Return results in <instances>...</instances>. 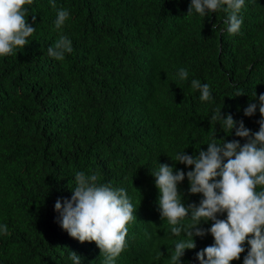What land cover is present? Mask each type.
I'll return each instance as SVG.
<instances>
[{"label": "trees", "instance_id": "obj_1", "mask_svg": "<svg viewBox=\"0 0 264 264\" xmlns=\"http://www.w3.org/2000/svg\"><path fill=\"white\" fill-rule=\"evenodd\" d=\"M190 3L25 5L28 23L36 16V31L24 48L0 56V226L8 229L0 232V264H73L70 252L81 264L103 257L94 242L71 238L54 210L58 198L71 197L78 171L124 188L137 209L127 247L114 264H172L175 244L184 236L172 235V226L161 219L152 174L165 163L192 170L173 162L176 154L206 151L214 131L216 139H240L235 129L229 133L212 120L219 109L257 132L258 108L251 117L243 112L249 100L256 102L254 92L257 98L264 93V0H245L234 37H218L229 12L187 15ZM60 9L68 10L69 19L56 29ZM61 35L73 51L57 61L47 49ZM181 68L189 73L186 80L178 75ZM193 79L209 84L211 101L200 100ZM178 187L186 206L203 198L188 195L187 179ZM200 226L208 229L211 221ZM193 239L196 247L185 251L181 264H198L196 253L214 243L210 234ZM244 247L230 264H243Z\"/></svg>", "mask_w": 264, "mask_h": 264}, {"label": "clouds", "instance_id": "obj_2", "mask_svg": "<svg viewBox=\"0 0 264 264\" xmlns=\"http://www.w3.org/2000/svg\"><path fill=\"white\" fill-rule=\"evenodd\" d=\"M33 0H0V56L14 54L17 48H24L28 38L36 31L28 23V10ZM245 0H191L188 8L200 16H207L223 10L230 14L225 27L218 29V37L226 33L229 37L239 35L243 20L239 16ZM53 7L55 5L53 4ZM69 19L67 9L57 12L55 28L61 29ZM215 25H213V28ZM73 51L71 41L61 35L53 46L47 49L48 55L57 61L65 58V53ZM181 80L188 78V71L181 68ZM191 87L198 90L200 100L211 101L209 84L193 79ZM242 95V94H238ZM237 95V96H238ZM255 103L249 100L244 116L256 114L259 130L253 133L246 128L243 120L236 121L232 115L222 116L221 109L212 120L222 122L228 132L235 129L238 140L216 139L215 131L207 143V150L198 155H188L184 151L175 156L173 162L191 167L190 171L174 170L169 164L158 165L152 176L158 190V208L161 219L171 225V233L184 239L174 247L170 259L172 264H181L186 250L196 247L193 237L210 234L214 243L196 253L198 264H230L245 252L243 264H264V93L258 98L254 92ZM240 140H244L243 144ZM218 178V179H217ZM187 179L188 195H202L199 204L183 202L179 184ZM99 177L83 171L75 173V188L70 198H58L54 210L59 213L60 227L80 243L94 242L100 249L102 258L91 257L89 264H114L117 257L127 247L128 225L135 221L134 209L124 188H113L111 184L99 183ZM260 187L261 190L257 191ZM226 213V218L220 219ZM188 219L191 222L184 225ZM211 221V227L202 228V223ZM0 232L7 234V225L0 226ZM73 264H81V257L70 252Z\"/></svg>", "mask_w": 264, "mask_h": 264}]
</instances>
